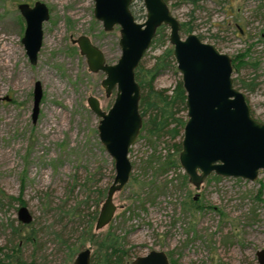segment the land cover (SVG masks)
Instances as JSON below:
<instances>
[{
	"label": "rangeland",
	"instance_id": "374dc122",
	"mask_svg": "<svg viewBox=\"0 0 264 264\" xmlns=\"http://www.w3.org/2000/svg\"><path fill=\"white\" fill-rule=\"evenodd\" d=\"M36 1L0 0V94L12 98L0 101V247L5 264H73L84 248H91L93 257L110 231L127 251L125 264L153 249L166 251L172 264H258L255 252L264 249V170L253 181L212 174L197 189L179 162L183 131L175 138L150 134L146 115L130 149V180L114 196L115 216L96 229L116 171L88 98L98 97L108 110L116 91L106 95L105 73L89 69L74 40L89 36L115 63L121 56L120 26L104 29L94 15L95 0H40L48 5L50 18L38 61L32 64L22 42L26 21L19 4ZM166 1L182 24L183 37L194 32L232 58L248 50L247 65L233 75L238 81L254 80L252 90L236 86L245 93L251 115L264 122V0ZM131 9L138 21L146 20L143 0H134ZM169 34L165 25L158 29L138 67L142 73L173 52ZM37 81L43 97L34 122ZM181 81L176 65L159 73L152 86L160 92V105L167 98L186 124L187 111L172 101ZM22 206L32 212V223L18 219ZM92 211L97 218L91 239L83 238L70 261L68 246H79L80 236H88L87 214Z\"/></svg>",
	"mask_w": 264,
	"mask_h": 264
},
{
	"label": "water",
	"instance_id": "95a60500",
	"mask_svg": "<svg viewBox=\"0 0 264 264\" xmlns=\"http://www.w3.org/2000/svg\"><path fill=\"white\" fill-rule=\"evenodd\" d=\"M146 20L140 22L131 6L134 0H95L94 15L106 31L120 26L121 56L109 63L102 48L89 36L74 40L86 57L89 69L102 71V86L107 96L116 89L115 99L108 110L96 96L88 104L100 118L99 138L114 160L115 177L96 222V229L107 226L115 216L114 196L125 188L132 173L130 149L136 143L144 123L140 110L142 89L136 71L149 50L158 29H170L169 40L173 57L182 75L186 93L187 121L183 130L179 162L189 181L199 188L209 176L244 178L250 181L264 170V122L255 119L245 93L235 83L233 58L216 45L191 32L182 35V24L172 13L166 0H143ZM19 10L26 21L22 42L32 64H36L44 40V23L50 9L43 1L33 6L23 2ZM43 89L35 83L33 120L40 113ZM1 95L0 101L10 100ZM18 219L30 224L34 216L27 206L18 210ZM258 264H264V249L255 252ZM73 264H92L91 248L78 252ZM132 264H171L166 251L153 249L139 255Z\"/></svg>",
	"mask_w": 264,
	"mask_h": 264
},
{
	"label": "trees",
	"instance_id": "16d2710c",
	"mask_svg": "<svg viewBox=\"0 0 264 264\" xmlns=\"http://www.w3.org/2000/svg\"><path fill=\"white\" fill-rule=\"evenodd\" d=\"M191 30V29H190ZM202 38V37H201ZM155 40V39H154ZM248 50H246L247 52ZM239 54L237 57L233 58V64L235 71H240V69L247 65L246 60L244 57L247 53ZM175 59L173 57V52L170 50L168 54L160 59L157 64L152 68L147 70L146 73H142L139 69H137V79L140 81V84L144 87V92L142 93V97L140 100V110L143 116L148 117V128L147 130L150 134L153 135H163V134H171L174 138L182 135L183 126L185 121L183 119H177L176 113L171 110V106L169 105V100L166 98V104L164 107L160 105L161 100L159 99L160 92L154 89L153 81L157 77L159 73L163 70L167 69V67L176 66ZM254 80L251 79L250 82H246L244 80L238 81L235 79L236 85L241 84L242 87L252 90L255 86ZM149 86V90L146 91V87ZM186 93L182 85V81L180 83V89L177 94V98L172 100L177 102L178 108L180 106V110L187 111L186 108ZM174 124V126H173ZM216 178L220 176L215 174ZM74 215L77 213L73 212ZM88 219V236L83 234L80 236V245L77 246L76 244L69 245V255L68 259L70 261L73 260L75 254L79 251L81 245L84 244V237L91 239L92 236V224L93 221L97 218V212H89ZM3 248L0 247V264H5V259L2 258ZM127 255V251L125 250L121 239L113 232H108L104 235L102 242L98 247V251L92 257V264H125V256Z\"/></svg>",
	"mask_w": 264,
	"mask_h": 264
},
{
	"label": "flooded vegetation",
	"instance_id": "af4514ba",
	"mask_svg": "<svg viewBox=\"0 0 264 264\" xmlns=\"http://www.w3.org/2000/svg\"><path fill=\"white\" fill-rule=\"evenodd\" d=\"M34 4H35V3H34ZM34 4H33V5H34ZM30 5H31V4H30ZM33 5H31V6H33ZM155 38H156V37H155ZM104 53H105V52H104ZM109 63H110V62H109ZM102 81H103V80H102ZM113 91H114V90H113ZM115 91H116V89H115ZM112 93H113V92H112ZM112 93H111V94H112ZM111 94H110V95H111ZM106 95H107V94H106ZM10 98H11V97H10ZM11 100H12V98H11L10 100H8V101H11ZM38 117H39V116H38ZM37 119H38V118H37ZM36 121H37V120H36ZM36 121H34V122H36ZM186 176H187V175H186ZM186 178H188V180H189V177H188V176H187ZM189 182H190V181H189ZM192 185H193V184H192ZM202 185H203V184H202ZM202 185H201V186H202ZM193 186H194V185H193ZM201 186H200L199 188H201ZM196 188H197V187H196ZM199 188H197V189H199ZM198 197H199V194H196V195L194 196V200H197ZM31 213H32V212H31ZM33 220H34V219H33ZM32 222H33V221H32ZM32 222H31V223H32ZM110 223H111V222H110ZM135 258H136V257H135ZM169 259H170V258H169ZM170 262H171V260H170ZM172 263H173V262H171V264H172Z\"/></svg>",
	"mask_w": 264,
	"mask_h": 264
},
{
	"label": "bare ground",
	"instance_id": "6f19581e",
	"mask_svg": "<svg viewBox=\"0 0 264 264\" xmlns=\"http://www.w3.org/2000/svg\"><path fill=\"white\" fill-rule=\"evenodd\" d=\"M63 116H64V114H63ZM63 116H62V117H63ZM63 118H64V117H63ZM65 118H66V117H65ZM64 123H65V122H64ZM57 124H58V123H57ZM62 124H63V122H62ZM62 124H61V125H62ZM62 126H63V125H62ZM56 129H57V127H56ZM48 131H49V129H48ZM58 132H59V131H58ZM51 133H54V132H51ZM51 133H50V134H51ZM59 133H60V132H59ZM61 133H62V132H61ZM57 136H59V135H57Z\"/></svg>",
	"mask_w": 264,
	"mask_h": 264
}]
</instances>
